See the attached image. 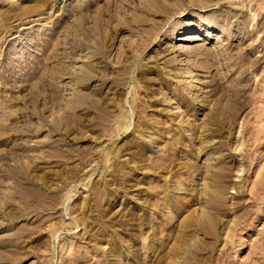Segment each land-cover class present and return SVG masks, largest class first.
Returning <instances> with one entry per match:
<instances>
[{
    "label": "rangeland",
    "instance_id": "374dc122",
    "mask_svg": "<svg viewBox=\"0 0 264 264\" xmlns=\"http://www.w3.org/2000/svg\"><path fill=\"white\" fill-rule=\"evenodd\" d=\"M0 264H264V0H0Z\"/></svg>",
    "mask_w": 264,
    "mask_h": 264
},
{
    "label": "bare ground",
    "instance_id": "6f19581e",
    "mask_svg": "<svg viewBox=\"0 0 264 264\" xmlns=\"http://www.w3.org/2000/svg\"><path fill=\"white\" fill-rule=\"evenodd\" d=\"M189 22H191V21H189ZM24 23V22H23ZM93 33V32H92ZM185 34H192L191 32H188V33H185ZM208 36V35H207ZM185 38V39H191V38H201L200 36H197L196 34H193V35H186L185 37H183V36H179V38ZM218 37H219V35H218ZM201 49H204V48H206L204 45H202L201 47H200ZM204 53H206V52H204ZM236 53V52H235ZM205 58V57H204ZM249 58V57H248ZM246 59V58H245ZM247 62V61H246ZM244 64V63H243ZM236 95H234V98H238V99H234V101L236 102V103H238V101L237 100H239V98L241 97V93H242V91H241V89L240 88H238L237 90H236ZM235 109H234V111L237 113V109H238V107L237 106H235L234 107ZM237 108V109H236Z\"/></svg>",
    "mask_w": 264,
    "mask_h": 264
}]
</instances>
